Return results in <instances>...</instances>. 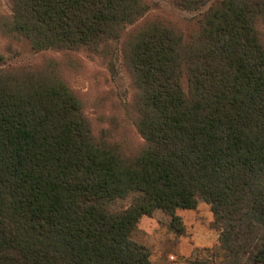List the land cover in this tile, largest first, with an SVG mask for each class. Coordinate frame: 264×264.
Returning <instances> with one entry per match:
<instances>
[{
    "label": "trees",
    "instance_id": "obj_1",
    "mask_svg": "<svg viewBox=\"0 0 264 264\" xmlns=\"http://www.w3.org/2000/svg\"><path fill=\"white\" fill-rule=\"evenodd\" d=\"M212 0H176L195 11ZM37 50H109L143 0H13ZM264 0H216L186 52L154 25L130 44L136 158L97 141L58 78L0 77V264H151L131 239L151 210L213 206L229 234L264 228ZM189 63L191 93L179 85ZM132 198L130 206L111 210ZM254 261L264 263V242Z\"/></svg>",
    "mask_w": 264,
    "mask_h": 264
},
{
    "label": "rangeland",
    "instance_id": "obj_2",
    "mask_svg": "<svg viewBox=\"0 0 264 264\" xmlns=\"http://www.w3.org/2000/svg\"><path fill=\"white\" fill-rule=\"evenodd\" d=\"M146 13L128 25L109 50H37L30 40L9 28L14 17L13 0H0V77L35 76L58 78L78 97L92 134L128 158L138 157L147 147L137 121L139 89L129 63L130 44L154 25L170 29L182 39L189 52L201 34L205 15L215 3L199 10H184L176 0H143ZM259 28L264 34V24ZM190 66L182 65L179 85L191 93ZM132 198L118 201L111 210L130 206ZM213 206L199 199L194 209H162L145 214L131 239L149 253L151 264H264L254 261L256 249L264 242V228L241 226L229 234Z\"/></svg>",
    "mask_w": 264,
    "mask_h": 264
}]
</instances>
